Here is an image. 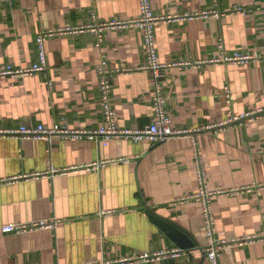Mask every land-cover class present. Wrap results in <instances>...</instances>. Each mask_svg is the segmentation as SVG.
<instances>
[{
	"label": "crops",
	"instance_id": "0c3cea01",
	"mask_svg": "<svg viewBox=\"0 0 264 264\" xmlns=\"http://www.w3.org/2000/svg\"><path fill=\"white\" fill-rule=\"evenodd\" d=\"M151 5L163 17L155 25L156 48L169 65L162 85L170 125L180 134L159 143L115 135L103 145L101 137L0 133V264H208L202 202L194 196L195 143L207 189L222 191L210 201L214 237L249 238L224 247L219 263L264 264V0ZM137 15V0H0V71L37 61L39 31L81 29L46 40L44 71L0 76V130L100 127L101 53L109 67L127 69L113 77L118 127L144 129L154 77L143 68L140 30L99 27ZM98 33L101 48L94 44ZM233 51L258 57L224 61ZM149 211L188 233L192 246L178 245ZM38 221L44 225L2 231ZM165 251L179 252L156 262L141 258Z\"/></svg>",
	"mask_w": 264,
	"mask_h": 264
},
{
	"label": "built area",
	"instance_id": "2783aa9c",
	"mask_svg": "<svg viewBox=\"0 0 264 264\" xmlns=\"http://www.w3.org/2000/svg\"><path fill=\"white\" fill-rule=\"evenodd\" d=\"M138 15L135 19L130 20H111L100 24V29L104 27H124L127 25L136 26L141 33L142 46L145 52V65L143 68L152 72L154 77L153 91L151 95L152 104V119L151 122L144 129L128 130L120 129L117 124L116 112L113 107V77L115 73L119 71H127V69H114L108 66L107 57L105 54H100L99 63L96 68L98 75V103L100 105L101 114L103 117V124L93 131H77L67 128L66 126H60L58 124L51 127H45L44 125H37L36 127L21 126L17 130H0V133L8 135H34L50 138L52 136H61L66 138L86 137L95 138L101 137L103 145L106 144V140L115 135H124L133 137L135 140L142 138L148 139L151 143H159L168 140L169 138L180 134L181 131L175 130L171 127V118L167 109V96L164 93L162 79L165 77L166 70L169 65L161 63L158 59L156 41H155V25L158 21L163 20V17L154 13L151 5V0H137ZM235 10L244 12L245 9L237 7ZM93 17V15H92ZM92 28V27H90ZM83 29V28H82ZM75 31L81 29H51L47 31H39L35 35V44L37 49V61L27 69H14L7 67L5 70L0 71L2 75L20 76L27 73L42 72L47 67L46 57V40L56 34L64 31ZM102 36L98 33L97 39L94 42L95 46L101 48ZM219 46L222 47V42H219ZM258 57L257 52H240L233 51L228 55H223V60L227 62L246 63L254 58ZM50 83V82H48ZM193 165L195 181L199 186V191L195 196L202 202V226L205 234L208 238V244L204 248V255L208 264H220L219 257L222 249L227 245L240 244L249 238H234L231 240H217L214 237V215L210 205L211 198L215 195H219L222 191H211L206 187L207 173L205 164L200 148L195 143L192 148ZM119 161H125L120 159ZM54 170L50 168V173L54 174ZM101 214H104L102 212ZM44 222L38 221L31 223L30 225L24 224H9L2 227L3 232H20L27 228L43 226ZM179 251H165L162 253H152L149 255H141L142 259L146 262H156L169 256L177 255ZM79 264H113L107 261L79 263Z\"/></svg>",
	"mask_w": 264,
	"mask_h": 264
},
{
	"label": "water",
	"instance_id": "95a60500",
	"mask_svg": "<svg viewBox=\"0 0 264 264\" xmlns=\"http://www.w3.org/2000/svg\"><path fill=\"white\" fill-rule=\"evenodd\" d=\"M150 214V218L164 231H170L171 236L176 240V243L182 247H191L188 240V233H186L184 230H182L180 227L174 225L173 223H170V221H167L163 219L162 217L156 215L153 211L148 212ZM187 235V236H186Z\"/></svg>",
	"mask_w": 264,
	"mask_h": 264
}]
</instances>
